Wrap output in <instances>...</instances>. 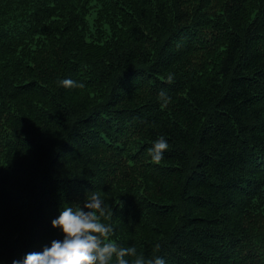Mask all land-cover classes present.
<instances>
[{"label": "trees", "instance_id": "16d2710c", "mask_svg": "<svg viewBox=\"0 0 264 264\" xmlns=\"http://www.w3.org/2000/svg\"><path fill=\"white\" fill-rule=\"evenodd\" d=\"M93 191L146 259L264 264V0H0V264Z\"/></svg>", "mask_w": 264, "mask_h": 264}, {"label": "clouds", "instance_id": "9594fccd", "mask_svg": "<svg viewBox=\"0 0 264 264\" xmlns=\"http://www.w3.org/2000/svg\"><path fill=\"white\" fill-rule=\"evenodd\" d=\"M174 76L169 74L167 82L173 83ZM64 88H84L83 83L71 79L59 80ZM161 107H167L171 98L165 90L158 96ZM168 143L163 136L153 142L148 149L152 162L163 159ZM114 215L112 208L105 203L98 191L86 194L81 205H64L52 227L63 233L62 240H53L50 247L42 252L27 253L23 260H13L12 264H165L161 257L146 259L137 254L134 246L122 247L113 242L114 228L108 221ZM158 248L159 245H156ZM127 257H131V262Z\"/></svg>", "mask_w": 264, "mask_h": 264}]
</instances>
